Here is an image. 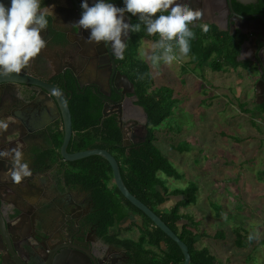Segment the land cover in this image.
Masks as SVG:
<instances>
[{"label": "flooded vegetation", "instance_id": "1", "mask_svg": "<svg viewBox=\"0 0 264 264\" xmlns=\"http://www.w3.org/2000/svg\"><path fill=\"white\" fill-rule=\"evenodd\" d=\"M258 1L242 5L235 0H180L201 9V20L216 21L229 37L227 50L233 53L235 65L230 71L251 82L242 97L251 98V104L242 98L238 103L249 107L264 106V0ZM94 2L88 0L90 6ZM43 3L53 11L41 33L46 46L20 73L56 84L66 98L70 97L68 102L75 95L87 97L91 111L100 110L101 120L111 119L118 126L121 141L123 123H127L129 136L145 125L148 137V115L139 97L141 86L131 78L130 63L115 57L104 42H87L90 29L76 26L83 11L82 0ZM239 16L250 19L244 22ZM30 88L36 89L0 82V117L11 121L7 131L0 133V149L22 144L32 171L31 176L14 182L9 176L11 160L0 159V264H133L131 254L122 246V240L128 238L122 233V219L104 225L93 191L76 181L72 175L76 170L69 165L72 161L60 155L61 144L57 146L54 134L59 130L63 136V129L56 106ZM256 91H263V96L258 98ZM132 103L135 107L130 109ZM122 109L131 116L122 115ZM259 111L264 120V112ZM127 138L130 145L126 147L134 146ZM71 140L69 153H73ZM127 218L142 231L140 214L130 212ZM161 246L164 248L163 243Z\"/></svg>", "mask_w": 264, "mask_h": 264}, {"label": "rangeland", "instance_id": "2", "mask_svg": "<svg viewBox=\"0 0 264 264\" xmlns=\"http://www.w3.org/2000/svg\"><path fill=\"white\" fill-rule=\"evenodd\" d=\"M153 42L146 36L134 48L133 57L147 62L150 73L154 77L159 76L155 78L156 87H170L172 92L165 88L161 90L178 99L173 103L170 116L156 131L157 147L172 162L177 173L175 178L167 180V186L173 190L196 184L195 200L187 206L182 203L181 211L190 213V217L199 222L198 247L206 246L225 264H264V120L260 118L261 114H257L260 105L249 107L251 98H245L248 104L241 103L238 108H230L223 100L226 97L223 94L229 93L226 98L233 100L234 104L238 92L235 87L236 77L229 80L222 78L223 89L220 85L216 88L212 86L213 81L208 79L213 77L208 74L206 80L199 71L202 67L199 58L202 49L197 50L196 54L198 68L190 69L192 66L179 63L184 65L186 72L175 73L172 69L168 72L171 78L160 75L167 64L161 63L154 69L146 57H140L142 51L150 53V43ZM161 77H165V81ZM168 78H174L175 81L171 83ZM248 81L251 83L250 79ZM193 82L197 85L192 86ZM238 87L242 89V81ZM224 88L228 92H224ZM210 90L220 93L218 96L211 95ZM168 125L173 127L172 130ZM217 187L220 192L216 191ZM180 196L183 198V195ZM179 198L174 196L175 200ZM253 228L258 229L259 239L252 242L246 240L244 244L247 246L244 247L236 246V232L244 235L246 230ZM219 230H223V234L219 233L220 236L214 238ZM136 233L132 225L131 232L123 233V236ZM128 238L133 239L131 236Z\"/></svg>", "mask_w": 264, "mask_h": 264}, {"label": "trees", "instance_id": "3", "mask_svg": "<svg viewBox=\"0 0 264 264\" xmlns=\"http://www.w3.org/2000/svg\"><path fill=\"white\" fill-rule=\"evenodd\" d=\"M114 1L121 2L119 5L122 7L123 0ZM127 15L131 24L139 22L137 16ZM147 35L143 30L136 33L131 32L123 59L130 63L131 78L141 86L140 102L148 115L149 125L148 137L145 142L137 146H123L118 126L111 119L101 120L100 110L91 111L90 101L87 97L75 95L68 102L74 131L69 149L73 152L93 148L108 150L118 161L122 179L128 190L157 214L187 245L191 258L190 264H225L218 260L206 246H197L200 238L197 233L199 222L193 220L188 213H180V208L183 207L182 203L187 206L188 203L195 200L196 184L192 183L185 189L170 190L163 178V176L176 177L177 173L171 162L157 147L158 135L156 131L158 126L170 116L174 108L173 103L178 99L174 98L171 93L168 95L162 92V88L172 92V89L166 88L165 85L156 87L155 92L147 91V87L153 84L150 68L147 62L133 57L134 48ZM196 38L198 37L195 35ZM224 41L226 40L221 41L219 48L207 51L204 58H208L211 52L217 50V56L219 54L220 57L223 56L228 62L233 63L231 51H220ZM215 65H218V62H213L212 66L215 67ZM257 110L264 112V106L260 105ZM100 121L101 125H99ZM167 132L171 131L167 130ZM56 144L57 146L61 144L60 136L56 138ZM69 165L74 166L76 170L72 174L76 181L85 184L84 186L93 191L96 204L103 212L102 218L105 226L108 223H117L121 218L123 220L130 212L142 216L143 228L138 240H122V246L126 247L133 258V264H180L183 262V254L178 244L156 227L141 210L120 193L112 179L111 167L103 157L91 155L72 161ZM170 195H183V198L170 209L161 208L160 206ZM181 221L185 222L180 226ZM249 231L246 230L244 235L236 232L234 240L236 246H247L244 243ZM223 232V230L216 231L213 237L216 238ZM161 243L164 244V248ZM247 258L249 259V257Z\"/></svg>", "mask_w": 264, "mask_h": 264}, {"label": "clouds", "instance_id": "4", "mask_svg": "<svg viewBox=\"0 0 264 264\" xmlns=\"http://www.w3.org/2000/svg\"><path fill=\"white\" fill-rule=\"evenodd\" d=\"M80 7L83 11L76 26L90 29L87 42H104L119 59L124 58L129 32L143 30L148 35H157L150 53H140L154 69L161 63L170 64L188 56L191 40L195 38L193 25L201 21L204 14L201 9H193L180 0H123V7L116 6L112 0H95L91 6L88 0H82ZM126 13L137 16L139 22L129 23ZM50 16L53 11L44 6L43 0H10V6L0 0V78L19 74L30 58L46 46L41 33L47 29ZM198 26L204 32L209 30L207 23ZM10 122V118L0 117V133L7 131ZM0 159L11 160L9 176L14 182L32 175L22 144L0 149ZM259 236L258 229L253 228L247 240L252 242Z\"/></svg>", "mask_w": 264, "mask_h": 264}, {"label": "water", "instance_id": "5", "mask_svg": "<svg viewBox=\"0 0 264 264\" xmlns=\"http://www.w3.org/2000/svg\"><path fill=\"white\" fill-rule=\"evenodd\" d=\"M231 0H229L230 2ZM236 2L242 4V5H247V4H252L257 2V0H235ZM6 6H10V0H3ZM126 15V14H125ZM236 15V14H235ZM241 21L247 22L250 19V16H239ZM126 20L130 23V19H128L126 15ZM131 32H129L128 36L130 35ZM122 39H125L122 37ZM126 80L127 78L124 77ZM128 81V80H127ZM0 82L2 83H14V84H21V85H33L35 86L36 89H32L34 92H36V96L44 97L48 102L53 103L56 108L58 115L60 116L61 119V125L63 129V136H62V143L60 145V155L65 161H74L78 160L87 156L91 155H98L103 157L110 165L111 171H112V179L114 181L115 186L118 188L120 193L128 200L130 201L136 208L141 210L151 221L152 223L160 228L168 237H170L173 241H175L182 254H183V262L180 264H190L191 258L189 254V250L187 245L179 238V236L173 232L171 228H169L161 218L155 214L147 205H145L143 202H141L137 197H135L126 187L121 173H120V168H119V163L116 160V158L106 149H100V148H94V149H88V150H83L79 152H73L69 153L67 151L68 144L71 140L72 134H73V129H72V118H71V112L70 108L68 105V99L70 97L66 98V93L58 87L56 84L48 83L45 81H42L34 76L19 73V74H12L10 77H3L0 78ZM130 83V82H129ZM131 84V83H130ZM13 85V84H12ZM122 86H120L121 88ZM133 87V85H132ZM259 85H257L256 89L258 90ZM38 90V91H36ZM34 94V93H32ZM256 95L258 98H260V95L263 96V91H256ZM261 100H258L257 103H261ZM107 105H104L103 107V114H105ZM130 109H133L135 107V104L132 103V107L128 105ZM130 111H126L122 109V115L124 116H131ZM118 118L121 115V111H117ZM146 116V113H145ZM122 144L124 146L130 145L131 140L135 145L140 144L145 142L147 138V128L146 126H142V128L139 130V132L136 133L134 131L130 136L128 135V127L127 123L122 124ZM137 135V137H136Z\"/></svg>", "mask_w": 264, "mask_h": 264}, {"label": "crops", "instance_id": "6", "mask_svg": "<svg viewBox=\"0 0 264 264\" xmlns=\"http://www.w3.org/2000/svg\"><path fill=\"white\" fill-rule=\"evenodd\" d=\"M200 23H207L209 25V30L207 32H204L202 31L201 28H198V24ZM193 31L195 32V35L198 37V38H194L191 40V51L190 53L188 54V56H184V57H181L179 60H176V61H173L172 63L170 64H167L168 66H164V72H162L160 75H165V77H170L171 78V75L168 74L169 71H171L172 69L175 71V73L177 72H180V71H184L186 72L187 69L184 68V65H181L179 63H184V64H188L189 66H192V68L190 69H195V68H198V66L196 64H198L199 62H197V59H198V56L196 55L198 52L197 50L199 49H202L203 51L200 53V64L202 65V67L199 68V71L201 73L204 74V78L207 80V76L208 74L213 77V79H208V81H213V84L212 86H214L215 88L220 85L221 86V79L223 78H226V80H229V79H232V77H236L235 75H233V73L230 71V70H233V69H230L231 67H235V65H233L231 62H228L227 59L225 57H220L219 54L217 56V50L216 51H213L211 52V54L209 55L208 58H204V55L207 51H209L210 49H216V48H219V45L221 44V41L224 39L227 41L228 39V36L226 35V33L224 31H221L220 27L217 26V22L214 21V20H207V19H204V20H201L199 22H196V24L193 25ZM149 38H151L153 41L157 40L158 39V36L157 35H147ZM145 38V37H144ZM143 38V39H144ZM226 41H224L221 45L222 50H227V45H226ZM152 45V43H150ZM145 45V44H144ZM149 48V47H148ZM148 49H146L147 51ZM141 53V52H140ZM140 60V59H139ZM213 62H218V65H215V67L211 66L213 65ZM211 64V65H209ZM179 65H181L180 67H178ZM170 73V72H169ZM168 74V75H167ZM159 76H156L154 77V75L152 74V79H153V84L147 89L148 92H155L157 90V87L155 86V78H157ZM165 77H161L162 78V81H165ZM248 77L245 78H240V77H236L235 81V87L237 88V98L234 99V104H232V101L233 100H229L227 99L226 97L229 96V93L226 95L223 94L224 96L226 97H223V100L225 101V103L227 105H230V108H238V102L237 100L239 101L241 98V96L243 97V91H248L249 90V81H248ZM168 80L172 83L174 82V78L173 79H169ZM243 83V87L242 89H238V85H240V83ZM219 84H218V83ZM193 84L197 85V83H192L191 85L193 86ZM166 88L170 89V87L166 86ZM178 87V86H177ZM221 88L223 89V86H221ZM220 88V90H221ZM245 88V89H243ZM193 89V87H192ZM173 90V89H172ZM175 90V88H174ZM223 92V90L221 91ZM224 92H228L227 91V88H224ZM220 92H216L213 91V90H210V94L211 95H216L218 96ZM241 95V96H240ZM175 96V95H174ZM217 98V97H216ZM245 98L247 99L248 96H244V98H242V100H245ZM241 104V103H240ZM233 105V106H232ZM168 123V122H166ZM234 124H237V122H233ZM169 128L172 130V126L171 125H168ZM170 129H166L168 131H170ZM62 137V133L58 131L55 132L54 134V139H56L57 137ZM248 138L250 136H247ZM157 144V143H156ZM254 159V157H253ZM231 161H234V160H231ZM171 162V161H170ZM243 163H245V161H243ZM172 164V162H171ZM233 164V163H232ZM231 164V165H232ZM239 164L242 165L241 162H239ZM247 165V163H246ZM250 166L252 164H249ZM253 166V165H252ZM204 171H206L204 169ZM222 171V170H220ZM223 172V171H222ZM205 175V174H204ZM221 175H223V173H221ZM171 178H175V177H172V176H168V177H165V182L167 184V180L169 181ZM221 189V188H220ZM225 190V188H223V191ZM217 192H220L219 191V187H217L216 189ZM175 197H178V196H175ZM180 198L178 200H175L174 199V196L171 195V196H168V199L160 206L161 208H167V209H170L171 207L175 206L176 203H178L180 201V199L182 198L181 196H179ZM184 211H181V208H180V213H183ZM188 215L190 216V213H188ZM128 216V215H127ZM122 219V218H121ZM196 220V219H195ZM185 221H181L179 224L180 226L184 223ZM134 224V222H132V220H130L129 218L125 217L123 220H122V233H127L128 230L130 231L131 230V226ZM137 224V223H136ZM135 225V224H134ZM135 229L137 230V228L135 227ZM137 233L136 234H131L129 236H131L133 239L135 240H138L139 238V233L140 231L137 230L136 231ZM127 236V237H129ZM127 239H131V238H127Z\"/></svg>", "mask_w": 264, "mask_h": 264}]
</instances>
